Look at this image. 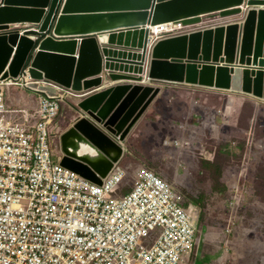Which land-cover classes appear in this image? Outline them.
I'll use <instances>...</instances> for the list:
<instances>
[{
  "label": "water",
  "instance_id": "95a60500",
  "mask_svg": "<svg viewBox=\"0 0 264 264\" xmlns=\"http://www.w3.org/2000/svg\"><path fill=\"white\" fill-rule=\"evenodd\" d=\"M204 15L243 16L158 41L151 36V27L198 24ZM25 68L32 79L81 96V114L62 136V165L103 185L160 95L158 85L264 102V0H0V79H17ZM95 98L107 123L84 108Z\"/></svg>",
  "mask_w": 264,
  "mask_h": 264
},
{
  "label": "built area",
  "instance_id": "2783aa9c",
  "mask_svg": "<svg viewBox=\"0 0 264 264\" xmlns=\"http://www.w3.org/2000/svg\"><path fill=\"white\" fill-rule=\"evenodd\" d=\"M199 25L164 23L151 36L209 27ZM74 93L28 68L0 79V264H193L200 211L163 175L139 167L132 178L120 162L99 185L62 165L58 118Z\"/></svg>",
  "mask_w": 264,
  "mask_h": 264
},
{
  "label": "rangeland",
  "instance_id": "374dc122",
  "mask_svg": "<svg viewBox=\"0 0 264 264\" xmlns=\"http://www.w3.org/2000/svg\"><path fill=\"white\" fill-rule=\"evenodd\" d=\"M232 20L213 15L201 24ZM158 86L160 95L125 141L121 165L132 178L139 167L153 169L198 207L201 240L193 264H264V102L197 86ZM11 90L18 98L25 91ZM82 100L63 102L61 130L80 116Z\"/></svg>",
  "mask_w": 264,
  "mask_h": 264
},
{
  "label": "bare ground",
  "instance_id": "6f19581e",
  "mask_svg": "<svg viewBox=\"0 0 264 264\" xmlns=\"http://www.w3.org/2000/svg\"><path fill=\"white\" fill-rule=\"evenodd\" d=\"M206 16H213V15H204L203 16V18L204 17H206ZM243 15H235V16H230V17H233L234 18V20H232V21H236L238 18H240V17H242ZM221 17V16H220ZM203 18H202V20H203ZM224 21V20H223ZM232 21H229V22H232ZM229 22H225V23H229ZM218 23L216 22V23H213V24H209V25H207V24H201L200 23V25H203V26H213V25H217ZM222 24V23H221ZM224 24V23H223ZM199 25V26H200ZM197 26V25H196ZM154 30H157V28L155 27L154 28ZM180 35V34H179ZM31 84H33V83H31ZM148 84V83H147ZM150 84H153V85H155L153 82L152 83H150ZM209 89H212V88H209ZM213 90V89H212ZM214 90H216V89H214ZM225 92H230V91H225ZM230 93H232V92H230ZM234 93V92H233ZM237 94H239V93H237ZM241 95H243V94H241ZM72 96H74V97H81V96H79L78 95V93H74V95H72ZM246 96H248V95H246ZM248 97H250V98H253L252 96H248ZM255 99V98H254ZM260 101V100H259ZM84 104H85V106H84V108L85 109H87V113H92L93 115H96V117H97V119L99 120V122H100V120L102 121H104L105 123H107L109 120H110V118H108L107 116H108V113H107V111L106 110H104L103 111V105H102V99H97V98H95V99H90V100H87L86 102H84ZM114 156H118L119 155V152L118 151H115V150H111L110 151Z\"/></svg>",
  "mask_w": 264,
  "mask_h": 264
},
{
  "label": "crops",
  "instance_id": "0c3cea01",
  "mask_svg": "<svg viewBox=\"0 0 264 264\" xmlns=\"http://www.w3.org/2000/svg\"><path fill=\"white\" fill-rule=\"evenodd\" d=\"M209 24H213V23H209ZM209 24H207V25H209ZM31 93H32L31 91H28V90L26 91L25 90L23 93H20V96L22 97L23 100H27L28 99V100H32L33 101L35 96H31ZM13 95L17 96L15 93H13Z\"/></svg>",
  "mask_w": 264,
  "mask_h": 264
}]
</instances>
